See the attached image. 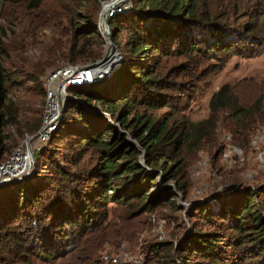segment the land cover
Returning <instances> with one entry per match:
<instances>
[{
    "label": "trees",
    "instance_id": "obj_1",
    "mask_svg": "<svg viewBox=\"0 0 264 264\" xmlns=\"http://www.w3.org/2000/svg\"><path fill=\"white\" fill-rule=\"evenodd\" d=\"M102 1L14 0V22L8 29L0 24V158L38 130L48 73L63 63H90L103 56L106 43L98 29ZM230 11L237 18L229 22ZM240 18L245 19L239 23ZM110 25L118 47L119 33L125 30L129 35L120 64L109 77L71 89L73 98L66 102L63 120L45 144L50 165L64 182L54 186L35 173L0 186V264H32L33 257L43 262L64 255L74 258L76 251L69 247L81 234H94L102 245L109 203L121 207L122 222L144 213L167 219L172 215L166 208L178 217L186 210L178 198H188V156L207 145L213 148L212 161H225L224 138L217 144L214 133L220 113L226 134L237 146L258 145L264 139V92L246 104L231 85L223 84L209 99L207 119L193 121L179 117L178 109L184 96L191 99L184 91L199 73H190L184 64L183 79L173 82L167 79L173 67L165 69V63L180 57L187 62L220 60L222 68L232 56L259 55L264 51V9L258 12L240 0H131L130 8ZM11 37H21L23 45L17 48ZM21 51L35 58L12 56ZM21 76L32 82V91ZM173 86L176 96L168 91ZM126 131L138 146L127 140ZM67 138L78 148L71 164L78 165L86 148L96 162L77 172L59 165L51 144ZM42 151L35 155L37 168ZM143 153L144 164L139 160ZM237 186H223L215 212L208 202L189 200L193 205L187 214L198 211L206 219L216 217L226 225L225 237L191 229L178 245L172 239L153 242V252L163 248L162 257L170 260L175 250L183 264H189L192 255L214 263L221 259V242L226 241L228 247L240 248L243 261L248 253L264 258L259 190ZM79 252L81 264L103 263L91 257L94 253Z\"/></svg>",
    "mask_w": 264,
    "mask_h": 264
},
{
    "label": "rangeland",
    "instance_id": "obj_2",
    "mask_svg": "<svg viewBox=\"0 0 264 264\" xmlns=\"http://www.w3.org/2000/svg\"><path fill=\"white\" fill-rule=\"evenodd\" d=\"M240 1L247 2L251 5L253 4L258 12L264 9L262 0ZM15 6L16 2H14V0H0V24L7 29L12 25L14 17L17 15ZM227 17L230 18L227 19L229 22L230 20L232 21L237 18L233 17L231 11L228 12ZM244 19L245 18H240L238 19V22L241 23ZM21 28L22 26L19 27V29ZM128 36V32L125 30H122L118 35L117 41L120 42L119 50L121 54L125 51L124 43ZM20 38L21 37H11L12 43L16 45L17 48H20L23 45V41L20 40ZM42 39L46 40L43 36ZM36 40H38V38H36ZM39 46L43 45L40 43ZM31 51L35 52L34 49ZM106 52L107 47L105 44L103 55H105ZM12 56L16 59H25L28 57L33 59L35 58L31 56L29 51L17 52L12 54ZM117 60L119 61V58H117ZM220 63V60H203L201 58L200 60L197 58V60L187 62V58L185 59L183 57L172 59V61L165 63V69H170V67L174 68V71L173 68L170 69L172 70L171 77L167 78L173 82H179L180 79H183L182 70H184V64L189 66L188 71L190 73H199L195 79L189 80L187 83L188 89L184 92L185 95H190L191 99L188 100L186 96H184L181 106L184 108L180 110L181 107H179L178 109L179 117L185 116L193 121L207 119L210 115L208 108L209 99L212 93L223 84L231 85L234 88L239 100L246 104L252 102L256 96H258L261 92H264V51L253 57H241L238 55L232 56L224 63L222 68L218 66ZM116 66L117 64L112 69L110 75L115 70ZM21 79L24 80V84L26 86L30 87V91L34 89L32 87V82L28 80L27 77L21 76ZM176 89L177 87L173 86V88L168 91H170L173 96H176L178 95V91ZM16 93L19 94L18 91ZM26 106H30L28 101ZM28 114L31 115L29 112ZM221 115L222 113L218 115L219 122L216 124L217 126L214 130L215 138H217V144H219L223 139V136L226 135V130L222 123L223 121L220 118ZM118 127L120 128L119 125ZM126 135L127 140L134 142L138 146V142L132 138L127 131ZM231 145L242 151L243 159L236 158L232 155V153H229L228 158L234 160L230 161L228 158H224L225 161H222V159L218 157L216 161H212L210 156L212 157L211 152L213 148L207 145L201 146V148H199L194 155L188 156L187 175L185 176V182L188 184V198L186 200L182 197L178 198V203L186 209L180 213L178 217H176L175 213H171L169 208H166L164 209L165 212L168 213V215H172L167 219H159L154 214L144 213L136 218L127 219L125 222H122L119 219L121 207L115 203H109L108 217L106 222H104V241L102 245H100L102 241L101 238L96 237L94 234H81L78 236L75 244L73 243L69 247V249L76 251V257L69 258L64 255L53 262H43L38 257H33L32 264H81L82 259L80 258L79 253L82 252L79 251L84 250L85 253L83 254L94 253L95 255H91V257H97V259H100L102 258L101 254L104 251L113 253L123 249L144 256L145 264H183L182 257L179 256L175 250L170 251L169 255H171V259L168 260L165 259V257H162L164 253L163 248L159 252H153L151 244L156 241L172 239L173 242L175 241L178 245L181 239L185 237L191 229L208 233H222V236L224 237L227 234V232L225 233L226 225L219 223L216 217L213 219H206V217L198 211H193L190 215H188L187 211L190 210L193 205V203L189 202L190 199L205 200L197 203L208 202L212 205L211 207L215 212L218 207V201L216 199L223 192V186L230 183H236L238 185V189L251 187L254 190H259V204L264 209V191H261V186L264 185V139L258 145H252L251 143L249 144L250 146L248 145L247 147H239L232 141ZM46 147L47 145L44 147V154L40 157V164L38 165V168L35 165V168L26 177V179H29L35 175V173H39L40 175L46 176V178L49 179V181H51L55 186L64 182L65 177L51 167V162L48 159V156L50 155L45 154ZM51 148V155H55L56 161L67 171L70 169L72 172H77L80 171L82 167L88 168L96 162L95 154L86 148L81 151V154L79 155L81 158L78 160V165L71 164V159L77 156L75 153L78 151V148L71 142L70 138H67L64 141L60 140L56 144H51ZM259 151L262 152L261 158L257 157ZM205 155H207L210 159L207 172L202 177L194 179L191 176V173L196 165V162ZM197 186L204 187V192L201 195L195 194V188ZM183 202L187 205L181 204ZM159 231H162V237H159ZM221 243L222 250L220 249L221 259L219 261L212 263L208 260H203L201 257L192 255L189 264H264V258L260 259L259 257H256V254L254 253H248L246 255V260L243 261L240 248L235 246L228 247V243L226 241H222ZM103 260V258L102 260L100 259V261L103 262L102 264H108Z\"/></svg>",
    "mask_w": 264,
    "mask_h": 264
},
{
    "label": "built area",
    "instance_id": "obj_3",
    "mask_svg": "<svg viewBox=\"0 0 264 264\" xmlns=\"http://www.w3.org/2000/svg\"><path fill=\"white\" fill-rule=\"evenodd\" d=\"M101 4L102 8L100 15L107 9V15L109 19L112 20L117 15L125 13L130 8L131 0H104ZM117 58V56L113 55L107 63L95 68L87 66L93 62L83 64L63 63L46 75L43 80V89L45 93L40 126L34 135L23 138L20 143L13 147L8 155L4 158H0V186L26 179L34 169L31 153L33 152L34 156L36 153H40L43 149V145L51 140L54 132L58 129L64 117L66 102L68 99L73 98L70 92L71 89L92 84L109 77L114 66V64H112L114 60L117 66L120 64L121 58H119V61ZM109 65H112L111 69H108ZM223 138L225 142L223 157L228 158V154L232 153L234 157L243 159L242 151L231 145L230 135L226 134ZM261 156L262 152L259 151L257 157L261 158ZM228 160L232 161L234 159L228 158ZM209 161L210 159L207 155L202 156L196 162L192 171V176L195 178L202 177L207 172ZM203 190L204 187L197 186L195 188V194L201 195L204 192ZM201 201L205 200H197V202ZM183 204L187 205L185 202H183ZM159 233V237H162V231H159ZM101 255L104 260L111 261L115 264H145L144 256L129 252L125 249L121 250L115 256L107 251H104Z\"/></svg>",
    "mask_w": 264,
    "mask_h": 264
},
{
    "label": "water",
    "instance_id": "obj_4",
    "mask_svg": "<svg viewBox=\"0 0 264 264\" xmlns=\"http://www.w3.org/2000/svg\"><path fill=\"white\" fill-rule=\"evenodd\" d=\"M108 10L106 9L105 11H103L100 15L99 21H98V29L106 43L107 46V52L105 55L102 56V58L97 61V62H93L88 64L87 66L89 67H97L99 65L105 64L107 63L111 57L117 56L118 58H121V52L119 50L118 45L114 42V31H112L111 25H110V19L108 17ZM81 103H83L84 101L82 99H78ZM143 155V154H142ZM140 155V162L143 163V156ZM33 162H34V168H35V156L33 154V152L31 153ZM4 185V184H3ZM183 204V203H181Z\"/></svg>",
    "mask_w": 264,
    "mask_h": 264
},
{
    "label": "bare ground",
    "instance_id": "obj_5",
    "mask_svg": "<svg viewBox=\"0 0 264 264\" xmlns=\"http://www.w3.org/2000/svg\"><path fill=\"white\" fill-rule=\"evenodd\" d=\"M114 64L113 68L115 67V64H116V61L114 60V62L112 63ZM109 68L111 69L112 68V65H109Z\"/></svg>",
    "mask_w": 264,
    "mask_h": 264
}]
</instances>
